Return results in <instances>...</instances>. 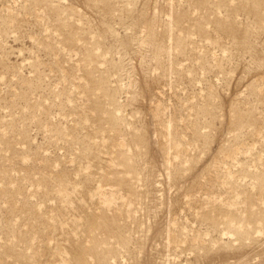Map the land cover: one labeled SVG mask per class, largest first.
<instances>
[{
  "label": "rangeland",
  "instance_id": "obj_1",
  "mask_svg": "<svg viewBox=\"0 0 264 264\" xmlns=\"http://www.w3.org/2000/svg\"><path fill=\"white\" fill-rule=\"evenodd\" d=\"M0 264H264V0H0Z\"/></svg>",
  "mask_w": 264,
  "mask_h": 264
}]
</instances>
